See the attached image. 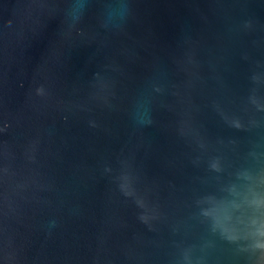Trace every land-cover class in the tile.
<instances>
[{"label": "water", "instance_id": "95a60500", "mask_svg": "<svg viewBox=\"0 0 264 264\" xmlns=\"http://www.w3.org/2000/svg\"><path fill=\"white\" fill-rule=\"evenodd\" d=\"M0 264H264V0H0Z\"/></svg>", "mask_w": 264, "mask_h": 264}]
</instances>
